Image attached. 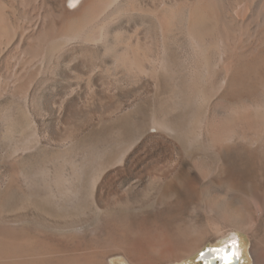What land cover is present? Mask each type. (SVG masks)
<instances>
[{
	"label": "rangeland",
	"instance_id": "1",
	"mask_svg": "<svg viewBox=\"0 0 264 264\" xmlns=\"http://www.w3.org/2000/svg\"><path fill=\"white\" fill-rule=\"evenodd\" d=\"M162 1L87 40L71 0H0V264H203L237 234L264 264V63L233 95Z\"/></svg>",
	"mask_w": 264,
	"mask_h": 264
},
{
	"label": "bare ground",
	"instance_id": "2",
	"mask_svg": "<svg viewBox=\"0 0 264 264\" xmlns=\"http://www.w3.org/2000/svg\"><path fill=\"white\" fill-rule=\"evenodd\" d=\"M77 1L71 0L72 6H65V11L75 12L70 15L63 31L67 38L79 37L88 40L92 38L95 30L104 34L107 22L111 21L109 19L116 17L126 7L125 0H81L76 5ZM227 3L228 6L225 0H163L153 15L163 37L173 32L187 35L197 46L202 61H208L211 49L219 46L217 41L212 40L210 41L213 43L206 45L208 39L218 36L225 60L224 87L234 95L248 83V77L257 69V65L264 63L263 56L258 60L264 48V0H227ZM78 9L81 11L76 14ZM234 30L238 31V35L234 34ZM236 36L241 37L239 42L234 39ZM246 52L247 64L242 67L243 65L238 64V57ZM116 57L124 65L133 61L128 50L117 54ZM261 81L264 84V78ZM242 250L241 238L237 234L225 245L201 250L200 259L203 264H211L212 261L223 264L225 256H228L231 261L236 259V262L231 264H240Z\"/></svg>",
	"mask_w": 264,
	"mask_h": 264
},
{
	"label": "water",
	"instance_id": "3",
	"mask_svg": "<svg viewBox=\"0 0 264 264\" xmlns=\"http://www.w3.org/2000/svg\"><path fill=\"white\" fill-rule=\"evenodd\" d=\"M224 248V247H223ZM232 263H235L236 262V259H233V261H231ZM211 264H222V262H211ZM223 264H227V261L225 260L224 262H223Z\"/></svg>",
	"mask_w": 264,
	"mask_h": 264
},
{
	"label": "snow or ice",
	"instance_id": "4",
	"mask_svg": "<svg viewBox=\"0 0 264 264\" xmlns=\"http://www.w3.org/2000/svg\"><path fill=\"white\" fill-rule=\"evenodd\" d=\"M225 260L227 261V264H231V257L225 256Z\"/></svg>",
	"mask_w": 264,
	"mask_h": 264
}]
</instances>
